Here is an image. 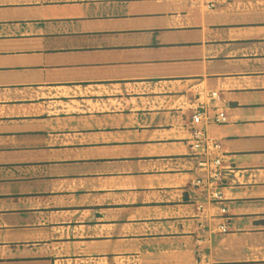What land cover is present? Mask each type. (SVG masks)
Masks as SVG:
<instances>
[{
  "label": "crops",
  "instance_id": "obj_1",
  "mask_svg": "<svg viewBox=\"0 0 264 264\" xmlns=\"http://www.w3.org/2000/svg\"><path fill=\"white\" fill-rule=\"evenodd\" d=\"M214 1L0 0V264H264V0Z\"/></svg>",
  "mask_w": 264,
  "mask_h": 264
},
{
  "label": "built area",
  "instance_id": "obj_2",
  "mask_svg": "<svg viewBox=\"0 0 264 264\" xmlns=\"http://www.w3.org/2000/svg\"><path fill=\"white\" fill-rule=\"evenodd\" d=\"M194 5H202L207 10L217 8V3L214 0H191ZM213 102H223L220 94L213 91L210 94ZM213 110L205 105L196 108L191 120V143L194 152L201 158L198 160L196 177L194 185L207 192L211 199L221 202L224 198V192L221 189L224 178V167L222 164L223 145L217 139L208 134L210 124L229 123V117L225 107L214 105ZM212 110V111H211ZM203 207V205H201ZM223 209L222 212H226ZM221 232H228V227L222 225Z\"/></svg>",
  "mask_w": 264,
  "mask_h": 264
}]
</instances>
